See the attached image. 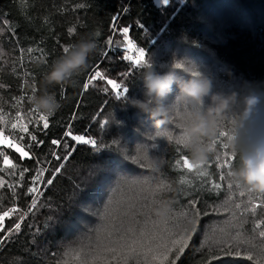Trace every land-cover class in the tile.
<instances>
[{"label": "trees", "instance_id": "trees-1", "mask_svg": "<svg viewBox=\"0 0 264 264\" xmlns=\"http://www.w3.org/2000/svg\"><path fill=\"white\" fill-rule=\"evenodd\" d=\"M89 32L99 33L98 50L71 86L51 89L61 107L47 116L44 129L42 113L31 102L33 86L38 92L63 47ZM140 49L145 59L161 63L174 56L195 61L218 90L264 88V0H0V114L9 119L0 128L6 135L14 131L10 123L19 112L43 141L15 131L25 136L20 143L31 158L0 145L16 165L7 168L0 155V214L17 209L2 222L0 264H159L153 256L187 234L193 211L200 212L195 233L183 253L173 249L165 264H202L209 249L220 257L211 264H264L259 236L264 223L256 228L264 221V194L241 196L226 179V167H220L225 157L220 164L210 159L208 177L189 172L182 166L188 153L177 142L176 121L155 132L146 114L118 96L126 88L128 96L143 98L136 63ZM96 71L105 79L92 80L85 89ZM108 79L121 87L113 89ZM69 130L96 145L72 140L65 135ZM162 132L171 139L157 135ZM216 183L220 189H214ZM30 188H37L34 196ZM162 200L172 204L160 219L152 209ZM253 205L255 213L246 211ZM130 247L138 250L132 253ZM224 247L247 250L253 259L226 255Z\"/></svg>", "mask_w": 264, "mask_h": 264}, {"label": "clouds", "instance_id": "clouds-1", "mask_svg": "<svg viewBox=\"0 0 264 264\" xmlns=\"http://www.w3.org/2000/svg\"><path fill=\"white\" fill-rule=\"evenodd\" d=\"M97 50L95 32L67 45L43 74L38 92L33 93L34 109L44 115L55 113L61 104L51 89L71 86ZM139 68L143 98L125 93L123 104L146 114L155 132L175 120L180 129L177 142L188 153L191 172L206 174L211 158L227 154L229 183L241 192L264 194V88L245 84L238 90L215 89L212 76L187 57L174 56L166 63L147 58ZM171 204L160 201L152 209L154 216L163 219ZM193 227V220L185 224V230Z\"/></svg>", "mask_w": 264, "mask_h": 264}, {"label": "snow or ice", "instance_id": "snow-or-ice-1", "mask_svg": "<svg viewBox=\"0 0 264 264\" xmlns=\"http://www.w3.org/2000/svg\"><path fill=\"white\" fill-rule=\"evenodd\" d=\"M163 3H167V0H162ZM80 7H83L84 5H79ZM69 34H72L74 32V28H69ZM123 32L125 34V36H127L128 33V28L125 27L123 29ZM96 35H99V33H96ZM133 47L131 41L128 42V48L131 49ZM66 49V46L63 47V50ZM29 51L31 52L32 49H29ZM0 55H2V53H0ZM128 59H132L131 56L127 57ZM145 59V55H144V51L143 49L139 50L138 53V59L136 61L137 64H140L142 61H144ZM101 79L104 80L105 76L103 73H101L100 71H96L95 74L93 76H91L90 80L88 81V84H85V89H87L88 85L92 83V80L95 79ZM107 84L111 85L113 89H119L121 86L120 84L116 83L114 80L112 79H108L107 80ZM4 87L3 84H0V88ZM127 92V89L125 88L123 91L118 92V96H123L125 93ZM33 93H35V87L33 86ZM32 98V97H31ZM51 114L48 115H44L41 114L39 116V119L41 121H43V128L44 129H48L49 128V123L47 121V116H50ZM25 119V117L21 116L20 113L18 112L16 114V117L12 118V121L10 123V128L11 130L14 131H10L8 133V135L5 134V130L4 128H0V145H4L7 148H11L14 149L15 152L19 153V156L21 158H31L30 157V152L25 150V147L20 143L21 141H23L25 139L24 135H15V131L18 130L21 133H25L27 134L31 141L33 142H37V143H43V141H37V136L32 134V132L29 131V127H28V123H31V120L28 121V123H23L22 121ZM0 123H3L5 125L9 124V119L6 116V114H0ZM66 136H70L72 140L77 141V142H82V143H86V144H92L93 146L96 145V141L94 140H86L83 136H76V135H72L71 131H67L65 133ZM157 135H162V136H169L168 133L166 132H162V133H157ZM224 133L221 132V136H223ZM169 139H171V137L169 136ZM61 141L60 140H53L52 144L54 145H60ZM31 148V145H29V149ZM0 155L3 156V164L7 167V168H15L16 165L13 163V160L9 158V155L4 154L2 152H0ZM53 155H56L55 153H53ZM225 159H224V163L220 164V157L216 158V163L220 164L221 168L227 167L228 164V160L230 159L227 154H225ZM56 159L59 160L60 157L57 155ZM185 169H187L189 172H191V165L189 164L187 158L183 159V165H182ZM3 169H0V171H2ZM24 171H27V169H24ZM55 171L57 173H59L61 171L60 168H56ZM196 175L198 177H208L209 176V171H207V173H196ZM21 176H23V171L21 172ZM43 176V171H41L37 177L35 179L39 180L41 177ZM220 179H224L223 176L220 177ZM182 183L184 182L183 179L181 181ZM207 182V181H206ZM53 183L52 179H49L47 181L48 185H51ZM4 186V181L0 180V188H2ZM231 184H229V188H231ZM214 189H220L221 188V184L216 183L214 184ZM163 188V184L160 185V189ZM159 190V189H158ZM30 192L35 193L37 192V188H30L29 189ZM240 195L243 196L244 192H240ZM194 207V206H193ZM236 208H240V204H236L235 205ZM256 205H253L251 208L246 209V211H250L252 213L256 212ZM17 209L16 208H11L7 211H3L2 214H0V231L3 230V225L2 222L4 220L5 217H9L13 212H16ZM192 215V220L194 222V227L191 230H185V232L187 233L186 235H179L175 238H173L170 243L168 245H164L163 246V251L159 252L157 255L153 256L154 260H157L159 262V264H165L166 261H168V254L170 252L173 251V249H176L179 253H183V251L185 250V248L188 246V242L189 240H191L193 233H195L196 231V224L200 218V212L198 211H193L190 213ZM21 220H23V216L20 217ZM261 223H264V221H258L256 223V228L259 229L261 227ZM21 228V224L20 223H16L15 224V228L14 231H19ZM259 236L260 237H264V230H261L259 232ZM135 243V242H134ZM138 249L135 247H130L129 251L134 253L135 251H137ZM221 251L229 256H235L237 258H246L248 260H252L253 257L251 254H249L247 252V250H245L244 253H242L240 251V249L237 248H231V247H224L221 249ZM220 257L216 254H214L212 249H209V257L208 260L205 262H202V264H211L212 260L215 259H219ZM73 259H78V256L73 257ZM65 264H68L67 261H65ZM170 264H176L175 260L171 261Z\"/></svg>", "mask_w": 264, "mask_h": 264}, {"label": "rangeland", "instance_id": "rangeland-1", "mask_svg": "<svg viewBox=\"0 0 264 264\" xmlns=\"http://www.w3.org/2000/svg\"><path fill=\"white\" fill-rule=\"evenodd\" d=\"M155 1H156L157 3H162V0H155ZM30 194L34 196V195L36 194V192H35V193L30 192ZM92 230H93V225H91V226L89 227V230H88V231H89V234L92 232ZM154 233H155V232H154ZM154 233H153V234H154ZM153 234H152V235H153ZM94 235H95V233H92V234L90 235V238L93 239V242H94V237H93ZM152 240H153V239H152ZM152 245L154 246V244H152ZM158 251H161V248H160ZM158 251H157V252H158ZM146 253H147V252H146ZM104 255H105V254H104ZM145 255H146V254H145Z\"/></svg>", "mask_w": 264, "mask_h": 264}]
</instances>
